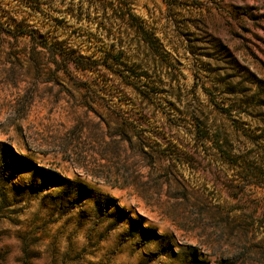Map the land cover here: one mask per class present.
Segmentation results:
<instances>
[{
    "label": "rangeland",
    "instance_id": "374dc122",
    "mask_svg": "<svg viewBox=\"0 0 264 264\" xmlns=\"http://www.w3.org/2000/svg\"><path fill=\"white\" fill-rule=\"evenodd\" d=\"M0 264H264V0H0Z\"/></svg>",
    "mask_w": 264,
    "mask_h": 264
},
{
    "label": "trees",
    "instance_id": "16d2710c",
    "mask_svg": "<svg viewBox=\"0 0 264 264\" xmlns=\"http://www.w3.org/2000/svg\"><path fill=\"white\" fill-rule=\"evenodd\" d=\"M27 33L26 32H24V31H21V32H19L18 34H15L16 36H24V35H26Z\"/></svg>",
    "mask_w": 264,
    "mask_h": 264
}]
</instances>
